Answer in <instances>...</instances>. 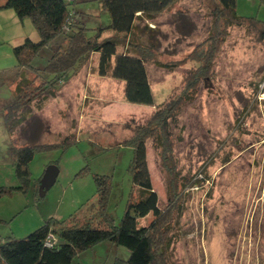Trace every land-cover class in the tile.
I'll list each match as a JSON object with an SVG mask.
<instances>
[{
    "label": "rangeland",
    "instance_id": "rangeland-1",
    "mask_svg": "<svg viewBox=\"0 0 264 264\" xmlns=\"http://www.w3.org/2000/svg\"><path fill=\"white\" fill-rule=\"evenodd\" d=\"M217 4V0H176L150 19H137L129 38L120 41L119 51L127 49L128 40L152 54L145 62L151 104L126 101L123 80L100 76L98 53L54 96H47L41 108L32 103L27 122L14 132L16 142L52 146L34 153L25 192L0 197V239L22 238L52 216H80L97 198L94 175H110L107 211L115 223L120 220L132 186L128 166L133 150L123 140L131 137L136 125L146 123L157 105L182 90L184 76L199 65L188 54L208 37ZM73 9L75 20L86 27L109 22L97 0H76ZM236 13L264 21V0H236ZM17 27L21 39H38L28 18L19 20ZM7 34L5 28L0 32V72L12 74L15 59ZM59 41L61 37L44 47L32 64L42 67ZM171 63L177 64L165 66ZM10 87L13 84L0 86L3 108L12 97ZM171 130L175 191L182 196L169 231L171 262L264 264V41L244 26L228 27L208 79L200 81ZM7 136L2 118L0 180L17 184L10 176L11 164H6ZM146 147L152 188L163 208L170 195V176L151 139ZM50 164L58 168L56 180L39 196V179ZM185 178L193 184L182 186ZM151 219L149 213L138 219V225ZM128 253L123 246L103 241L79 253L70 264L112 263Z\"/></svg>",
    "mask_w": 264,
    "mask_h": 264
},
{
    "label": "trees",
    "instance_id": "trees-1",
    "mask_svg": "<svg viewBox=\"0 0 264 264\" xmlns=\"http://www.w3.org/2000/svg\"><path fill=\"white\" fill-rule=\"evenodd\" d=\"M109 22L97 27H86L73 17L76 0H1L0 9H11L19 20L28 18L38 39L26 37L12 47L15 65L12 74L0 73L3 84H13L12 97L4 105L2 118L9 136L7 154L17 180L15 185H0V197L13 192H25L30 180L28 164L37 150L50 148V144L19 145L15 130L27 122L32 103L41 108L43 100L65 85L93 53H98L97 72L124 81V98L138 104H151L152 93L145 62L152 57L150 50L127 40L124 51L117 48L122 39H128L137 19H150L176 0H97ZM212 11V24L208 37L189 54L199 65L183 78L184 86L177 95H170L156 106L146 123L136 125L130 138L123 140L132 147L128 170L132 186L124 212L115 223L107 211L111 190L110 175H94V203L80 216L66 219L49 217L38 228L22 238L8 236L0 239V264H70L82 251L107 241L128 250L126 258L115 257L103 264H173L171 262L169 231L178 214L182 196L175 191L177 172L173 155L174 138L171 128L177 125L182 106L196 91L200 81L207 80L217 51L225 40L228 27L244 26L255 39L264 41V21L254 16L236 13V0H217ZM110 32L102 38V34ZM61 37L42 67L32 61L50 42ZM132 47V48H131ZM113 59V64L111 61ZM177 63L165 65L175 66ZM32 73V77L28 74ZM37 81V82H36ZM36 82V83H35ZM151 139L159 152L162 167L170 176V195L165 207L158 206L157 193L147 165L146 142ZM80 171V173H82ZM193 182L185 178L182 186ZM172 191V193H171ZM147 225H138V219L148 214ZM51 236V245L45 244Z\"/></svg>",
    "mask_w": 264,
    "mask_h": 264
},
{
    "label": "crops",
    "instance_id": "crops-1",
    "mask_svg": "<svg viewBox=\"0 0 264 264\" xmlns=\"http://www.w3.org/2000/svg\"><path fill=\"white\" fill-rule=\"evenodd\" d=\"M18 21H19V19L17 18V16L13 12V10H11V9H0V32L2 31L3 28H5V31L6 30L10 31V34H7L6 37L10 39L8 41L13 43L12 46L19 44L20 42H22L26 38L25 37L24 39H21L22 37L20 36V32L18 31V27H17ZM0 73H5V72H0ZM10 86H12V85H10ZM10 89H11V91H13V87L12 88L10 87ZM11 95H12V92H11ZM0 103H1L0 119L2 120V108H3V103H5V102L3 101V98L1 96H0ZM8 139H9V136H7L6 148L8 147V144H9ZM9 163H10L9 160L7 159L6 164L10 165ZM10 176H13L15 178L14 174L10 175ZM15 180H16V178H15ZM7 181H9V180H7ZM16 182H17V180H16ZM0 185H15V184H13V182L7 183V182H2L0 180Z\"/></svg>",
    "mask_w": 264,
    "mask_h": 264
},
{
    "label": "water",
    "instance_id": "water-1",
    "mask_svg": "<svg viewBox=\"0 0 264 264\" xmlns=\"http://www.w3.org/2000/svg\"><path fill=\"white\" fill-rule=\"evenodd\" d=\"M57 174L58 168L54 164H50L44 169L38 184L39 196H43L45 192L54 184Z\"/></svg>",
    "mask_w": 264,
    "mask_h": 264
},
{
    "label": "built area",
    "instance_id": "built-area-1",
    "mask_svg": "<svg viewBox=\"0 0 264 264\" xmlns=\"http://www.w3.org/2000/svg\"><path fill=\"white\" fill-rule=\"evenodd\" d=\"M50 238H51V236L49 235V236H48V239H47L46 242H45V244H46L47 246H50V245H51Z\"/></svg>",
    "mask_w": 264,
    "mask_h": 264
}]
</instances>
